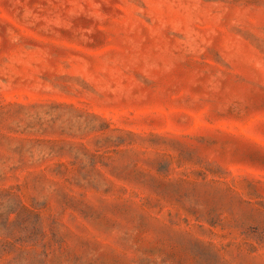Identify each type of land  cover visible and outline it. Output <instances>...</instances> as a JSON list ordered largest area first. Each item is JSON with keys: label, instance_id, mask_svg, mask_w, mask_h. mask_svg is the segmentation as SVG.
<instances>
[{"label": "rangeland", "instance_id": "obj_1", "mask_svg": "<svg viewBox=\"0 0 264 264\" xmlns=\"http://www.w3.org/2000/svg\"><path fill=\"white\" fill-rule=\"evenodd\" d=\"M0 264H264V0H0Z\"/></svg>", "mask_w": 264, "mask_h": 264}]
</instances>
